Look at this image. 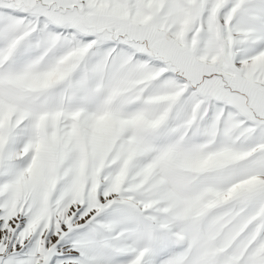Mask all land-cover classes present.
Returning a JSON list of instances; mask_svg holds the SVG:
<instances>
[{"label": "snow or ice", "instance_id": "obj_1", "mask_svg": "<svg viewBox=\"0 0 264 264\" xmlns=\"http://www.w3.org/2000/svg\"><path fill=\"white\" fill-rule=\"evenodd\" d=\"M0 264H264V0H0Z\"/></svg>", "mask_w": 264, "mask_h": 264}]
</instances>
